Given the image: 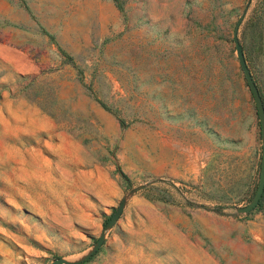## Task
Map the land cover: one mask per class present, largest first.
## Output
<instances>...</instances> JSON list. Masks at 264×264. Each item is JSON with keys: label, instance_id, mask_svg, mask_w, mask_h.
<instances>
[{"label": "rangeland", "instance_id": "1", "mask_svg": "<svg viewBox=\"0 0 264 264\" xmlns=\"http://www.w3.org/2000/svg\"><path fill=\"white\" fill-rule=\"evenodd\" d=\"M121 1L0 0V264H264V0Z\"/></svg>", "mask_w": 264, "mask_h": 264}, {"label": "water", "instance_id": "2", "mask_svg": "<svg viewBox=\"0 0 264 264\" xmlns=\"http://www.w3.org/2000/svg\"><path fill=\"white\" fill-rule=\"evenodd\" d=\"M248 6V5H247ZM247 8V7H246ZM246 9L242 12V14L239 16L237 19L233 32H232V39L235 44V50H236V55L241 67V70L244 74V77L246 79V82L248 84V87L250 89V92L252 94L255 106H256V111L259 119V124H260V131H261V136H262V153H261V168H260V175H259V181L258 185L256 188V191L250 200V202L242 207L236 208V211L239 213H249L252 211L254 208H256L263 196L264 193V102L262 99V96L260 94V91L257 87V84L254 80V77L250 71V68L247 64L244 51H243V46L239 41L238 38V30L239 26L244 18ZM123 208V202L120 204V206L116 209V211L111 215L107 223L105 224L103 231L99 238L97 239L96 243L92 247V249L83 256V258L75 261H70L65 259L64 257H57L53 259L50 263L48 264H78V263H83L85 260H87L91 255H93L103 244L104 242V232L106 229L112 227L115 223V221L119 218ZM232 211V210H229Z\"/></svg>", "mask_w": 264, "mask_h": 264}, {"label": "trees", "instance_id": "3", "mask_svg": "<svg viewBox=\"0 0 264 264\" xmlns=\"http://www.w3.org/2000/svg\"><path fill=\"white\" fill-rule=\"evenodd\" d=\"M114 2H115V4H116V6L119 8V9H122V1L121 0H113ZM44 33H47V32H45L44 30H42ZM70 59V58H69ZM89 89L91 90V88L89 87ZM91 93H94L92 90H91ZM94 95V94H93ZM96 97V96H95ZM97 100H98V98H96ZM100 103H101V105L105 108V109H107V110H110V108L106 105V104H104L103 102H101L100 100H98ZM119 122H120V124H121V126H124L125 125V122H124V120L122 119V118H120L119 117ZM121 175L125 178V175L123 174V172H121ZM126 179V178H125ZM264 197V193H263V196H262V198ZM262 200V199H261ZM261 202V201H260ZM78 264H82V263H78Z\"/></svg>", "mask_w": 264, "mask_h": 264}]
</instances>
